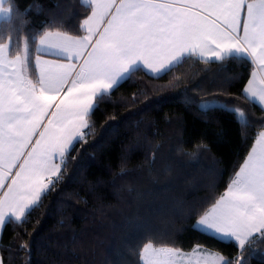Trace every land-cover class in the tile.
<instances>
[{"label": "snow or ice", "instance_id": "obj_1", "mask_svg": "<svg viewBox=\"0 0 264 264\" xmlns=\"http://www.w3.org/2000/svg\"><path fill=\"white\" fill-rule=\"evenodd\" d=\"M11 3L0 0V19L10 26H0V236L8 224L27 222L58 182L74 143L90 134L100 102L136 72L160 78L192 58L250 63L241 97L264 110V0H82L91 9L83 35L45 30L22 40ZM185 103L251 127L243 108L217 95ZM192 228L234 243L238 254L229 259L199 244L185 252L149 241L141 264H247L245 252L264 242V124L226 191ZM27 248L22 243L17 251Z\"/></svg>", "mask_w": 264, "mask_h": 264}, {"label": "trees", "instance_id": "obj_2", "mask_svg": "<svg viewBox=\"0 0 264 264\" xmlns=\"http://www.w3.org/2000/svg\"><path fill=\"white\" fill-rule=\"evenodd\" d=\"M11 6L22 20L21 40L45 30L82 35L90 13L82 0ZM0 26L10 27L2 19ZM251 71L250 63L192 58L160 78L141 71L122 82L92 114L90 134L74 143L40 206L25 224L4 228L3 264H141L149 241L185 252L199 244L234 258V243L192 225L226 191L264 124V110L241 97ZM212 95L243 108L251 127L185 103ZM22 243L28 248L17 251ZM252 248L247 264H264V242Z\"/></svg>", "mask_w": 264, "mask_h": 264}, {"label": "crops", "instance_id": "obj_3", "mask_svg": "<svg viewBox=\"0 0 264 264\" xmlns=\"http://www.w3.org/2000/svg\"><path fill=\"white\" fill-rule=\"evenodd\" d=\"M90 13H91V9H90ZM90 13L88 14V15H90ZM87 15V16H88ZM83 35V34H82ZM45 59H54V57H52V56H45ZM47 121H45V123H46Z\"/></svg>", "mask_w": 264, "mask_h": 264}, {"label": "rangeland", "instance_id": "obj_4", "mask_svg": "<svg viewBox=\"0 0 264 264\" xmlns=\"http://www.w3.org/2000/svg\"><path fill=\"white\" fill-rule=\"evenodd\" d=\"M181 161H183V160H181ZM188 161H190V160L183 161V163L188 162ZM179 167H180V166H179Z\"/></svg>", "mask_w": 264, "mask_h": 264}]
</instances>
